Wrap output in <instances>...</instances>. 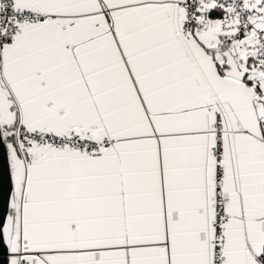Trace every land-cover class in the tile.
I'll list each match as a JSON object with an SVG mask.
<instances>
[{
  "label": "snow or ice",
  "instance_id": "6c2138e0",
  "mask_svg": "<svg viewBox=\"0 0 264 264\" xmlns=\"http://www.w3.org/2000/svg\"><path fill=\"white\" fill-rule=\"evenodd\" d=\"M0 264H264V0H0Z\"/></svg>",
  "mask_w": 264,
  "mask_h": 264
}]
</instances>
